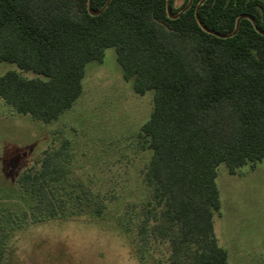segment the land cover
I'll return each instance as SVG.
<instances>
[{"label":"trees","instance_id":"trees-1","mask_svg":"<svg viewBox=\"0 0 264 264\" xmlns=\"http://www.w3.org/2000/svg\"><path fill=\"white\" fill-rule=\"evenodd\" d=\"M87 1L0 0V62L16 67L0 74V98L16 114L56 120L80 96L86 64L101 63L104 49L113 47L133 91L152 90V109L136 137L149 153L146 212L155 211L165 223L169 264H229L213 227L215 178L219 164L234 174L264 158V35L247 18L230 37L207 32L195 18L200 0L176 18L168 16L166 0H109L97 15L89 14ZM106 1L91 0V8ZM187 1L173 6L170 0V12ZM197 13L217 33L231 32L241 14L264 31V0H204ZM66 145L44 150L35 161L39 167H27L17 179L32 221L82 210L79 194L71 196L75 185H61ZM149 214L139 225L142 242ZM134 253L143 264L141 248ZM2 259L0 243V264Z\"/></svg>","mask_w":264,"mask_h":264},{"label":"rangeland","instance_id":"rangeland-1","mask_svg":"<svg viewBox=\"0 0 264 264\" xmlns=\"http://www.w3.org/2000/svg\"><path fill=\"white\" fill-rule=\"evenodd\" d=\"M8 69L16 67L0 62V74ZM82 83L72 107L49 123L16 114L0 98L1 264H141L134 253L138 248L143 264H169L165 223L155 211L146 212L150 190L143 173L149 153L136 137L152 109V90L133 91L113 47L104 49L101 63L86 64ZM65 140L68 159L61 185H75L71 196L79 194L82 210L32 221V206L17 179L27 167H39L35 161L44 150H57ZM215 182L219 208L213 227L228 263L264 264V158L234 174L219 164ZM145 214L149 222L142 242L139 225Z\"/></svg>","mask_w":264,"mask_h":264},{"label":"water","instance_id":"water-1","mask_svg":"<svg viewBox=\"0 0 264 264\" xmlns=\"http://www.w3.org/2000/svg\"><path fill=\"white\" fill-rule=\"evenodd\" d=\"M169 1H170V0H166V11H167V14H168V16H169L170 18H176V17H178L179 14L182 13L183 11H185V10L190 6V4H191V2H192V0H188L187 3H186V4H185V5H184V6H183V7H182L177 13L172 14V13L170 12V9H169ZM203 1H204V0H200V1L197 3V5H196V8H195V18H196L197 22L202 26V28H203L204 30H206L207 32H209V33H211V34H214L215 36H218V37H221V38L230 37V36L234 35V34L237 32L238 27H239V22H240V20H241L242 18H247V19H249V20L252 22L254 28H255L260 34L264 35V31L261 30V29H259V28H257V26H256V22H255V20L253 19V17H251V16H249V15H247V14H241V15H239V16L237 17L236 22H235L234 29H233L231 32H229V33L221 34V33H217V32H214V31H211V30L207 29L206 27H204V26L201 24L200 19H199V16H198V13H197L198 8H199L200 4L203 3ZM108 2H109V0H107V1L105 2V4H104L99 10H93V9L91 8V0H88V1H87V10H88L89 14H91V15H97V14H99V13H100V12L106 7V5L108 4Z\"/></svg>","mask_w":264,"mask_h":264},{"label":"crops","instance_id":"crops-1","mask_svg":"<svg viewBox=\"0 0 264 264\" xmlns=\"http://www.w3.org/2000/svg\"><path fill=\"white\" fill-rule=\"evenodd\" d=\"M182 0H180L178 3H177V6L181 3Z\"/></svg>","mask_w":264,"mask_h":264}]
</instances>
